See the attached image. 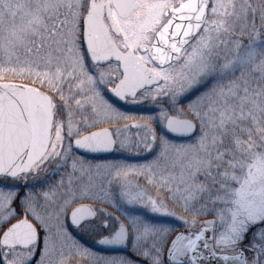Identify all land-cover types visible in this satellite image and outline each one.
<instances>
[{"label":"snow or ice","instance_id":"6c2138e0","mask_svg":"<svg viewBox=\"0 0 264 264\" xmlns=\"http://www.w3.org/2000/svg\"><path fill=\"white\" fill-rule=\"evenodd\" d=\"M85 258L264 264V0H0V264Z\"/></svg>","mask_w":264,"mask_h":264},{"label":"rangeland","instance_id":"374dc122","mask_svg":"<svg viewBox=\"0 0 264 264\" xmlns=\"http://www.w3.org/2000/svg\"><path fill=\"white\" fill-rule=\"evenodd\" d=\"M21 82H27V81H21ZM120 107L124 111H127V112H139V111L146 110L150 106L149 105H134V104H128V106H125V107L120 106ZM143 158H147V153H141V154H139V156H136V155H134L132 153H128V154L123 155L121 152H117V153H114L112 156H110V157H108L106 159H130V160H136V159H143ZM158 219H160L162 222L170 223V222H174V219L175 218H173V217H159ZM78 236H77V238H78ZM89 240L92 243L89 242L87 238L86 239L84 238L82 242H85L87 244V246H89L91 248H95V249H98L99 250V248L96 245V241L95 240H92V239H89ZM38 258H39V252L37 251V259ZM77 259H79V258H77ZM33 264H35V262H33ZM84 264H88V261L86 260V258L84 260Z\"/></svg>","mask_w":264,"mask_h":264},{"label":"flooded vegetation","instance_id":"af4514ba","mask_svg":"<svg viewBox=\"0 0 264 264\" xmlns=\"http://www.w3.org/2000/svg\"><path fill=\"white\" fill-rule=\"evenodd\" d=\"M109 95H111V94H109ZM113 99H114V102H117L119 106H123V107L128 106V104L125 103L124 101H118L116 98H113ZM79 154L82 155V156H84L86 159H90L91 160V159H106V158L112 156L114 153H108V154H102V155H87V154H82V153H79ZM122 154L125 155V154H128V153L123 152ZM69 227H70V225H69ZM72 230H73L74 233L76 232L75 229H72ZM78 238H81V237L78 236ZM88 241L91 242L89 239H88ZM96 245H97V247L99 248L100 251H103L100 248V245L99 244L96 243ZM33 262H35V261H33Z\"/></svg>","mask_w":264,"mask_h":264},{"label":"water","instance_id":"95a60500","mask_svg":"<svg viewBox=\"0 0 264 264\" xmlns=\"http://www.w3.org/2000/svg\"><path fill=\"white\" fill-rule=\"evenodd\" d=\"M117 99V98H116ZM79 153H82V154H87V155H102V154H108V153H99V152H88V151H85L84 149H78L77 150ZM69 225L71 226L70 222H69ZM100 248L104 251H111L112 249H108L106 248L105 246L103 245H100Z\"/></svg>","mask_w":264,"mask_h":264}]
</instances>
